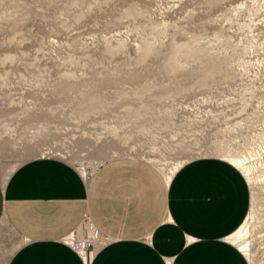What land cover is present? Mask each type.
<instances>
[{
	"label": "rangeland",
	"instance_id": "374dc122",
	"mask_svg": "<svg viewBox=\"0 0 264 264\" xmlns=\"http://www.w3.org/2000/svg\"><path fill=\"white\" fill-rule=\"evenodd\" d=\"M62 83L77 88L61 92ZM92 97L101 106L87 107ZM0 104L17 107L16 129L33 119L35 144L0 159V173L42 151L88 161L91 146L110 143L154 165L186 147L205 156L237 121L235 140L256 147L259 174L264 0H0ZM249 186L257 214L249 263L264 264V179Z\"/></svg>",
	"mask_w": 264,
	"mask_h": 264
},
{
	"label": "crops",
	"instance_id": "0c3cea01",
	"mask_svg": "<svg viewBox=\"0 0 264 264\" xmlns=\"http://www.w3.org/2000/svg\"><path fill=\"white\" fill-rule=\"evenodd\" d=\"M17 112L0 104L2 160L35 150L33 119L10 125ZM148 162L113 157L84 176L68 158L34 155L7 168L0 173V264H85L61 238L81 234L87 222L106 238L87 264H250L229 239L250 208L242 171L199 156L166 180Z\"/></svg>",
	"mask_w": 264,
	"mask_h": 264
},
{
	"label": "bare ground",
	"instance_id": "6f19581e",
	"mask_svg": "<svg viewBox=\"0 0 264 264\" xmlns=\"http://www.w3.org/2000/svg\"><path fill=\"white\" fill-rule=\"evenodd\" d=\"M185 46H187V45L176 46L174 48V51H173V57L176 55L177 52H179L181 49L185 48ZM201 82H203V81H199V82H197V84L198 85H202L203 83H201ZM81 87H83V86H81ZM74 88H77L76 83H73V84H70V85H69V83L68 84L64 83L63 85L58 86L57 90L60 89L61 92H66V91H70V90H72ZM88 100H90V98H88L87 101ZM92 100L94 101V103L88 104V106L86 105L87 107H90V108L92 107L93 108V106H91L92 104H94L95 106H99L100 103H101L99 100L95 101L96 98H94V97H92ZM95 102H97V103H95ZM95 108L97 109L98 107H95ZM87 112L90 113V109H88V111H85L83 113L86 114ZM238 123L239 122L236 121L233 124L227 125L226 126L227 130L222 134L223 137H221L213 145L212 149L209 150L207 153L206 152L199 153V155H204L205 154V156H207V155L208 156L209 155L220 156L221 158L227 160L228 162H230L231 164H233L234 166L239 168L242 171V173L244 174V176L247 179L248 183H252L257 177H260L261 179H264V169H261L262 171L259 174L255 173V169L257 167L256 162L254 161L255 160L254 158H255L256 147L253 146L251 148H241V146H244V143L243 144L242 143L239 144L235 140L236 137L239 135V133H234L235 130H237V128H238ZM225 133L227 134V136H224ZM240 135H242V134H240ZM260 138H261V136H260ZM41 141L43 142V140H41ZM82 142H83V140H82ZM88 142H89L88 144L90 145V141H88ZM84 143H87V142H83V144ZM86 147H84V148H86ZM91 147H94L93 150H88L89 152L91 151V154L89 155L88 152H86L87 153L86 155H88L86 157L89 158L88 161L83 159L85 156L82 155V154H77V153L76 154H72L70 152H66L67 154L64 155V156L69 157L68 159L71 162H73L77 167H79L81 174H83L84 176H87L88 174L92 173L96 169V167L99 164H101L102 162H104L105 160L113 158V157L120 156L119 151H117L113 147H111V143L108 144V145H105V144L102 145L101 144V145L97 146V148H95V146H91ZM108 149H110V150H108ZM183 149H184L183 152H180L181 154H179V155H184V156L179 158V159L175 157L176 159H174V161L172 163L168 162V160L166 161L165 157L160 159V160H158V162H160V163H157V160L153 161L151 159L156 164V165H154L152 163L153 166L154 167L157 166V168L161 171V173L164 175L166 180H168L170 178L172 173L183 162H185L186 160H188L190 158H193V157L196 158V155H197L198 152L194 153L193 150H190L188 147L183 148ZM191 149H193V148H191ZM30 150L31 151H28V153L35 152L34 148H32ZM200 150H202V149H200ZM205 151H207V150H205ZM44 153L42 151L40 153V155H44ZM176 153H178V152H176ZM25 156L26 155H24L23 157H25ZM65 159H67V158H65ZM154 159H156V158L154 157ZM84 161H86V162H84ZM3 179L5 180V176H4ZM255 203H256V196L252 194L251 202H250V208H249V211H248L245 219L239 225V227L229 236V239L233 243H235V245H237L239 247V249L246 255V257L248 258V260L250 262H253V256H252L253 249L251 247V243H250L247 235H249V233L251 232L250 226L254 227V222L253 221L257 217ZM250 221H252L253 224H250ZM72 235H75V234L72 233Z\"/></svg>",
	"mask_w": 264,
	"mask_h": 264
},
{
	"label": "built area",
	"instance_id": "2783aa9c",
	"mask_svg": "<svg viewBox=\"0 0 264 264\" xmlns=\"http://www.w3.org/2000/svg\"><path fill=\"white\" fill-rule=\"evenodd\" d=\"M73 231L69 232L61 239L69 244L73 250L79 254L83 262L87 264L96 252V243L102 244L106 238L100 235L90 222H87L81 234L72 235L71 233Z\"/></svg>",
	"mask_w": 264,
	"mask_h": 264
}]
</instances>
